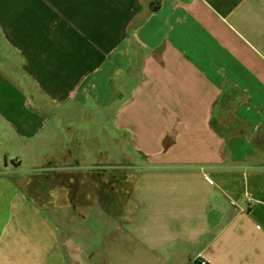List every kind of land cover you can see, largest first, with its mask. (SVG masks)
Masks as SVG:
<instances>
[{
	"label": "crops",
	"instance_id": "obj_1",
	"mask_svg": "<svg viewBox=\"0 0 264 264\" xmlns=\"http://www.w3.org/2000/svg\"><path fill=\"white\" fill-rule=\"evenodd\" d=\"M131 35L149 54L117 110ZM227 91L243 98L232 114ZM83 114L103 121L122 160L73 165L82 144L67 145L61 124ZM5 144L31 156L36 175L0 167V264H78L47 193L68 189L78 228L82 188L106 178L131 196L119 215L94 197L105 264H264V0H0Z\"/></svg>",
	"mask_w": 264,
	"mask_h": 264
},
{
	"label": "rangeland",
	"instance_id": "obj_2",
	"mask_svg": "<svg viewBox=\"0 0 264 264\" xmlns=\"http://www.w3.org/2000/svg\"><path fill=\"white\" fill-rule=\"evenodd\" d=\"M84 117L85 115L83 114L79 117L77 122L75 121L76 127L70 125L69 123L61 124L56 122V124H61L63 126L62 137H65L67 145H71L73 143L76 147H78V145L82 144V146H79L81 147L79 157L77 152H70V157L68 158L73 165L77 169H88V166L95 162L98 154L103 155L102 159L104 160V163L106 162L107 164H115L122 160L123 157L117 159L116 157L117 155L123 156V151L118 146H111L109 137L106 136L103 138L104 134H108L107 127L104 126L103 121L92 119L90 120V123L93 124L88 126V120ZM86 126L88 127V130ZM66 127L72 128L74 133L66 134ZM77 127L79 135L75 132ZM94 131L99 135L98 137H94ZM76 141L79 143H76ZM0 146H4L2 149L3 151L0 153V167H4L3 170H5L6 175L14 176V178L19 176H26V178H29L36 175V172H34V162L31 156L23 150L18 149L16 146H8L7 144ZM107 151H109L108 154ZM51 153L54 154L55 151ZM125 155L134 157V155H130L129 150ZM49 157L50 156L48 154L47 158ZM75 163H78L79 166H76ZM98 169L106 170L107 168L102 166ZM47 177L48 178H44L41 182V184L43 183L42 186H50L52 177L50 174L47 175ZM114 180H117V178ZM110 182L111 180L108 178L101 181L95 179L94 181L86 183L82 188L84 195L81 198L80 206H82V209L86 211L87 220L83 222L82 219H78L79 230L76 226H74L75 220L72 216V205L67 204L65 192L68 189L56 186L47 193L48 203L45 207L51 212L53 219L59 220V222L62 221V226L64 228L63 241L67 250H71L73 247L76 248L75 251L77 252L76 257L78 264H105L104 245L101 239L103 228L105 226V218L101 213H104V211H99L94 207V197L97 195L99 198H102L101 204L105 207L106 211L110 208L116 215H119L123 201H127L131 196V189L127 188L126 190V183L124 181L117 180L115 182H111V184ZM98 221L102 223L101 229L99 231H93V227L95 230L98 229ZM86 232L90 235L91 240L93 241V243H91L93 250L84 248V250L89 251L82 252V248H79L78 246L81 245V238H83ZM74 244L75 246H73ZM123 264H127V262H123ZM138 264L145 263L139 262Z\"/></svg>",
	"mask_w": 264,
	"mask_h": 264
},
{
	"label": "trees",
	"instance_id": "obj_3",
	"mask_svg": "<svg viewBox=\"0 0 264 264\" xmlns=\"http://www.w3.org/2000/svg\"><path fill=\"white\" fill-rule=\"evenodd\" d=\"M157 11V9L155 10ZM134 41V36H130L129 38V48H128V59L131 64V68L129 71V75L127 79H123V81L117 80L115 81V89L117 93L121 94L125 101L117 103V110H119L122 106H124L128 101H130L135 89L142 81V68L145 58L148 56L149 51L139 45V44H132ZM139 75V76H138ZM243 101L241 94L238 92H225L224 98L221 102V106L225 112L233 113V110L238 106L240 102ZM227 118L225 117V127L227 124ZM216 129L213 126V129ZM218 132V131H217ZM226 139L232 137V134L223 133L221 134ZM48 189H50L48 187Z\"/></svg>",
	"mask_w": 264,
	"mask_h": 264
},
{
	"label": "built area",
	"instance_id": "obj_4",
	"mask_svg": "<svg viewBox=\"0 0 264 264\" xmlns=\"http://www.w3.org/2000/svg\"><path fill=\"white\" fill-rule=\"evenodd\" d=\"M197 264H206L205 261H199Z\"/></svg>",
	"mask_w": 264,
	"mask_h": 264
}]
</instances>
